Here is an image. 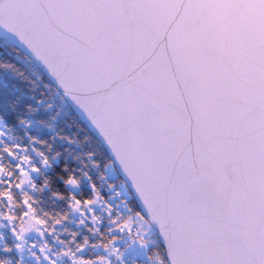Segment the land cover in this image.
<instances>
[{
    "label": "snow or ice",
    "instance_id": "1",
    "mask_svg": "<svg viewBox=\"0 0 264 264\" xmlns=\"http://www.w3.org/2000/svg\"><path fill=\"white\" fill-rule=\"evenodd\" d=\"M0 264H264V0H0Z\"/></svg>",
    "mask_w": 264,
    "mask_h": 264
}]
</instances>
